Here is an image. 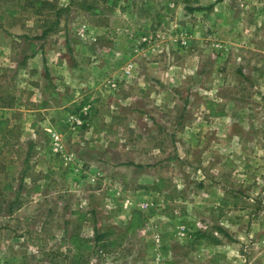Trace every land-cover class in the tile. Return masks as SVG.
Returning <instances> with one entry per match:
<instances>
[{
	"label": "rangeland",
	"instance_id": "1",
	"mask_svg": "<svg viewBox=\"0 0 264 264\" xmlns=\"http://www.w3.org/2000/svg\"><path fill=\"white\" fill-rule=\"evenodd\" d=\"M225 207L264 264V0H0V264H204Z\"/></svg>",
	"mask_w": 264,
	"mask_h": 264
},
{
	"label": "crops",
	"instance_id": "2",
	"mask_svg": "<svg viewBox=\"0 0 264 264\" xmlns=\"http://www.w3.org/2000/svg\"><path fill=\"white\" fill-rule=\"evenodd\" d=\"M229 199L230 198L228 196H227V199H224V200L221 198L218 203L222 207L226 206V205L230 204ZM260 199H261V197H260ZM224 202L226 205H222V204H224ZM261 205H263V204H261V201H260L259 206H261ZM226 207L224 208V213H223V216L221 217L223 219H219V220H221L219 222V225H220V227L218 228L219 231L211 230L210 231L211 233H209V234L207 233V236H209L212 241L208 242L207 239L205 241H203V240H201L200 235H199L200 241H199V244L196 245L197 249L194 251V249L191 248V250H190L191 252H189V254H188L189 257H187V258H192L193 256H195L194 258H196V256H199L200 257L199 260L204 261L205 262L204 264H217L218 263L217 260L220 257H223V263L221 262L218 264L231 263L233 261V258H231V257H234V256H230V255H232L233 253L235 255H237V253H235L232 250L234 248V246H231L229 242L225 241V240H227L226 239L227 233L224 231H227V227H230L233 229L238 224H241L240 222L244 221L243 218H244L245 213L244 212L240 213V214L237 213L238 218H235V217L231 216L233 210H229L228 208L226 209ZM250 220H251V222L257 221L260 224L263 223L262 227H260V225L258 226L261 229L257 227L260 230L259 231L260 236H263L264 235V222H263L264 221V215H262V214L260 215V210L258 211V213H254V215H252ZM239 233L241 234V236H243V234L245 235V232L243 229H239L238 234ZM251 233H254V230H253V232L251 231ZM221 239H223V240H221ZM199 250L204 251L203 257H205V258H203L201 256L202 252H200ZM188 261H189V259H188ZM183 262H186V261L182 260L181 262H177V264H179V263L182 264ZM197 263H199V262H197ZM189 264H191V261L189 262Z\"/></svg>",
	"mask_w": 264,
	"mask_h": 264
},
{
	"label": "trees",
	"instance_id": "3",
	"mask_svg": "<svg viewBox=\"0 0 264 264\" xmlns=\"http://www.w3.org/2000/svg\"><path fill=\"white\" fill-rule=\"evenodd\" d=\"M88 103V100L82 101L80 104L73 103L72 106H69L65 109V111H71L72 113H80L82 111L83 107ZM74 109V110H72Z\"/></svg>",
	"mask_w": 264,
	"mask_h": 264
}]
</instances>
